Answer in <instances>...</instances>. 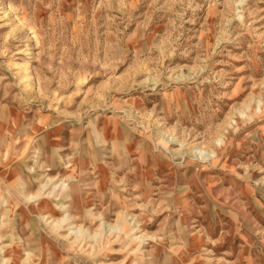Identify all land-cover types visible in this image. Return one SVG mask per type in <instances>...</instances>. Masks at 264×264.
I'll use <instances>...</instances> for the list:
<instances>
[{
	"label": "rangeland",
	"instance_id": "374dc122",
	"mask_svg": "<svg viewBox=\"0 0 264 264\" xmlns=\"http://www.w3.org/2000/svg\"><path fill=\"white\" fill-rule=\"evenodd\" d=\"M107 263L264 264V0H0V264Z\"/></svg>",
	"mask_w": 264,
	"mask_h": 264
},
{
	"label": "bare ground",
	"instance_id": "6f19581e",
	"mask_svg": "<svg viewBox=\"0 0 264 264\" xmlns=\"http://www.w3.org/2000/svg\"><path fill=\"white\" fill-rule=\"evenodd\" d=\"M76 238H77V236L76 237H74V239L76 240ZM136 237H132V239H135ZM107 264H110V263H107Z\"/></svg>",
	"mask_w": 264,
	"mask_h": 264
}]
</instances>
